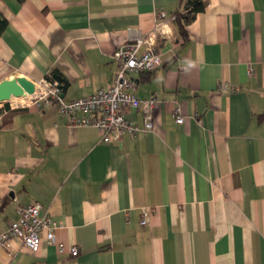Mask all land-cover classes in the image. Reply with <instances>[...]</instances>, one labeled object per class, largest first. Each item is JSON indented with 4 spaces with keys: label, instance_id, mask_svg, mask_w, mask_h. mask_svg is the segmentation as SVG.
Listing matches in <instances>:
<instances>
[{
    "label": "crops",
    "instance_id": "obj_1",
    "mask_svg": "<svg viewBox=\"0 0 264 264\" xmlns=\"http://www.w3.org/2000/svg\"><path fill=\"white\" fill-rule=\"evenodd\" d=\"M180 3L0 0V81L57 74L64 100L107 88L117 47ZM164 22L162 64L132 74L139 98H157L151 131L104 142L53 103L0 119V231L37 201L63 249L13 239L0 264H264V0H207L187 40ZM126 115L142 125L140 111Z\"/></svg>",
    "mask_w": 264,
    "mask_h": 264
},
{
    "label": "built area",
    "instance_id": "obj_2",
    "mask_svg": "<svg viewBox=\"0 0 264 264\" xmlns=\"http://www.w3.org/2000/svg\"><path fill=\"white\" fill-rule=\"evenodd\" d=\"M157 22L152 30L143 33L133 29L127 38L114 51V60L117 70L112 83L107 88H99L94 93L64 100L62 96L63 84L58 80L43 77L35 84L32 96L22 104H12L7 101L10 108H23L32 104L43 103L45 106L56 105L57 114L64 119L66 125L71 127H93L100 133L104 142H121L123 135L135 136L140 131H151L153 128V111L157 98H139L133 90L136 80L132 76L137 72H151L157 69L162 60L155 48L158 34L164 33L163 25L166 20H175V15L168 16L164 9L155 12ZM184 69V66H180ZM253 69L249 67L247 75L251 77ZM128 110L140 111L142 125L127 117ZM175 122L183 123L184 116L178 107L175 108ZM16 218L10 221L6 229L0 231V247L11 250L12 240L18 239L32 252H36L45 237L49 245L57 246L62 251V246L56 242L55 231L57 223L49 215L48 210L40 203L33 202L16 207ZM149 219V211L144 209L140 219L141 225H146ZM69 254L76 256V246L69 248Z\"/></svg>",
    "mask_w": 264,
    "mask_h": 264
},
{
    "label": "trees",
    "instance_id": "obj_3",
    "mask_svg": "<svg viewBox=\"0 0 264 264\" xmlns=\"http://www.w3.org/2000/svg\"><path fill=\"white\" fill-rule=\"evenodd\" d=\"M207 0H181L179 9L174 13L176 25V31L180 38L187 40V25L195 18L198 12L204 10ZM7 26V20L0 15V34ZM49 79L52 75L47 76ZM21 108H10L9 105L0 108V119L6 118L7 115L12 114L20 110ZM2 120V121H3ZM4 201H0V212Z\"/></svg>",
    "mask_w": 264,
    "mask_h": 264
},
{
    "label": "water",
    "instance_id": "obj_4",
    "mask_svg": "<svg viewBox=\"0 0 264 264\" xmlns=\"http://www.w3.org/2000/svg\"><path fill=\"white\" fill-rule=\"evenodd\" d=\"M52 77L59 82H66L60 75L54 74ZM65 90L63 87L62 96ZM34 91V82L25 76L4 79L0 81V103H6L12 97L32 96Z\"/></svg>",
    "mask_w": 264,
    "mask_h": 264
},
{
    "label": "bare ground",
    "instance_id": "obj_5",
    "mask_svg": "<svg viewBox=\"0 0 264 264\" xmlns=\"http://www.w3.org/2000/svg\"><path fill=\"white\" fill-rule=\"evenodd\" d=\"M9 101L12 103V104H18V103H26L27 102V98L26 97H13V98H10Z\"/></svg>",
    "mask_w": 264,
    "mask_h": 264
},
{
    "label": "rangeland",
    "instance_id": "obj_6",
    "mask_svg": "<svg viewBox=\"0 0 264 264\" xmlns=\"http://www.w3.org/2000/svg\"><path fill=\"white\" fill-rule=\"evenodd\" d=\"M13 98V97H12ZM6 105H9V104H6V103H0V108L1 107H4V106H6Z\"/></svg>",
    "mask_w": 264,
    "mask_h": 264
}]
</instances>
